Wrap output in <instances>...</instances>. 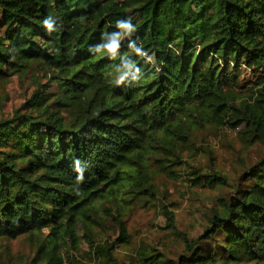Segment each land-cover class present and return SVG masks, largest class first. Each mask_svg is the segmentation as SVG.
Listing matches in <instances>:
<instances>
[{
	"label": "trees",
	"instance_id": "trees-1",
	"mask_svg": "<svg viewBox=\"0 0 264 264\" xmlns=\"http://www.w3.org/2000/svg\"><path fill=\"white\" fill-rule=\"evenodd\" d=\"M129 17L146 56L128 38L115 59L89 51ZM122 58L142 76L117 86ZM35 64L47 88L0 117V240L28 236L26 264H80L84 244L98 264H264V0H0V84ZM225 127L247 154L259 149L232 180L185 162L181 149L193 145L191 131ZM155 164L219 192L202 235L178 231L175 202L159 198L148 174ZM135 203L163 212L181 253L143 244L121 257Z\"/></svg>",
	"mask_w": 264,
	"mask_h": 264
},
{
	"label": "rangeland",
	"instance_id": "rangeland-1",
	"mask_svg": "<svg viewBox=\"0 0 264 264\" xmlns=\"http://www.w3.org/2000/svg\"><path fill=\"white\" fill-rule=\"evenodd\" d=\"M44 75V67L35 64L28 69V72L13 73L6 82L0 84V117H12L16 109L23 108L24 103L37 88L42 90L47 88L49 83ZM190 137L194 141L191 148L181 147L185 162L198 164L205 169L215 166L228 180H232L237 175L243 161L250 163L259 155V149H253L248 154L244 152L239 136L229 127L194 130L190 132ZM204 149H208L211 156H205ZM148 174L159 186L157 193L159 198L168 196L175 202L174 205L168 204V209L175 214L178 231L189 237L202 235L206 229L207 216L211 208L215 206V198L219 192L194 187L186 178L176 179L164 173L157 164L148 170ZM146 181H149L148 177ZM132 206L129 207L123 220L131 235L132 243L120 248L119 254L122 258L129 259L143 244L149 250L155 248L170 257H175L183 251L182 236L170 230L162 211L154 209L150 203L146 206L135 203ZM108 228L114 231L113 236L116 238L120 231L118 224L110 220ZM43 234L50 239L48 230H45ZM34 253L35 248L32 247L28 236L0 240V264H26L32 261ZM90 254L89 246L84 244L83 250L77 254L78 257L76 256L78 263L98 264V260L94 255L91 258ZM65 264L69 262L66 261Z\"/></svg>",
	"mask_w": 264,
	"mask_h": 264
},
{
	"label": "clouds",
	"instance_id": "clouds-1",
	"mask_svg": "<svg viewBox=\"0 0 264 264\" xmlns=\"http://www.w3.org/2000/svg\"><path fill=\"white\" fill-rule=\"evenodd\" d=\"M43 25L50 34L56 30V23L51 16L43 20ZM115 28L117 29L116 31L106 33L103 42L91 47L89 51L94 54L106 53L110 58L115 59L119 55L122 42L128 38L129 49L134 54L141 57L147 55L142 46H137L136 42L130 39L136 32V25L132 23L130 17L117 20ZM115 72L116 75L113 78V83L117 86L125 84L129 80V77H131L132 81H138L142 76L140 69L130 58H122L120 64L116 66ZM75 171L79 174L77 179L82 181L84 169L81 167L79 160L75 161Z\"/></svg>",
	"mask_w": 264,
	"mask_h": 264
}]
</instances>
